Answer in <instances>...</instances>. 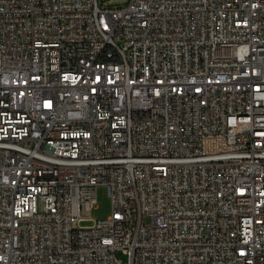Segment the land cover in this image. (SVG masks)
<instances>
[{"label":"built area","instance_id":"built-area-1","mask_svg":"<svg viewBox=\"0 0 264 264\" xmlns=\"http://www.w3.org/2000/svg\"><path fill=\"white\" fill-rule=\"evenodd\" d=\"M0 264H264V0H0Z\"/></svg>","mask_w":264,"mask_h":264},{"label":"rangeland","instance_id":"rangeland-1","mask_svg":"<svg viewBox=\"0 0 264 264\" xmlns=\"http://www.w3.org/2000/svg\"><path fill=\"white\" fill-rule=\"evenodd\" d=\"M110 5L114 8L124 7L129 0H109ZM112 213L111 201L108 196V190L106 186H99L97 188V203L95 208L86 215L90 221L83 223V226H90L93 224L92 221L105 219L109 217ZM146 224L151 223V218L149 216L145 217ZM118 256L121 259H126V257L122 253H118Z\"/></svg>","mask_w":264,"mask_h":264}]
</instances>
